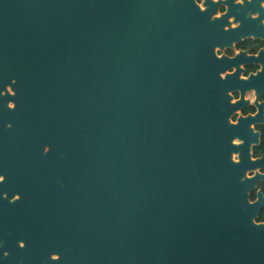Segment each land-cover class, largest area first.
Segmentation results:
<instances>
[{
	"label": "water",
	"instance_id": "water-1",
	"mask_svg": "<svg viewBox=\"0 0 264 264\" xmlns=\"http://www.w3.org/2000/svg\"><path fill=\"white\" fill-rule=\"evenodd\" d=\"M20 1L0 0L17 79L7 114L20 156L49 145L66 166L53 225L43 213L36 226L55 264H253L225 97L175 15L149 22L138 0Z\"/></svg>",
	"mask_w": 264,
	"mask_h": 264
},
{
	"label": "flooded vegetation",
	"instance_id": "flooded-vegetation-1",
	"mask_svg": "<svg viewBox=\"0 0 264 264\" xmlns=\"http://www.w3.org/2000/svg\"><path fill=\"white\" fill-rule=\"evenodd\" d=\"M137 5L149 22L175 15L179 32L190 35L195 69L217 90L213 96L225 97L224 136L239 165L229 173L228 185L246 194V204L239 206L240 236L253 240L248 248L253 264H264V0H138ZM6 64L0 54V258L6 264H55L53 237L37 234L36 226L43 224L37 225L43 213L53 225L54 194L66 189V166L47 154L49 145L43 154H18L7 114L17 108V79L6 75Z\"/></svg>",
	"mask_w": 264,
	"mask_h": 264
}]
</instances>
